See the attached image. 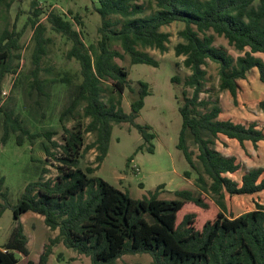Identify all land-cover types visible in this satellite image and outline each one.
I'll return each mask as SVG.
<instances>
[{"label":"trees","instance_id":"1","mask_svg":"<svg viewBox=\"0 0 264 264\" xmlns=\"http://www.w3.org/2000/svg\"><path fill=\"white\" fill-rule=\"evenodd\" d=\"M5 1L0 0V23ZM154 1L158 11L142 18L144 6L139 0H97L96 11L102 20L100 40L90 46L84 41L83 31L75 28L83 26L80 15L67 20L57 12L38 8V0L33 2V18L29 22L35 29L37 42L33 57L35 77L47 53L48 41L44 38L47 28L40 23L45 16L52 31L72 43L68 59L80 65V83L60 121L82 107L84 117L91 121L86 127L82 124L73 130L65 127L64 143L59 144L52 141L55 133H31L19 117L13 119L6 114V124L20 132L19 146L24 145L25 139L33 142L47 137L51 146L59 149L55 154L51 146H45V152L58 163L59 174L55 182L41 178L29 183L14 207L8 201V192L4 191L6 179H0V197L5 201L0 205V217L12 208L15 221L11 238L0 250V264H49L54 247L61 243L90 258L92 264H116L125 255L138 254L149 255L154 264H264V204L257 202L255 210L240 216L229 211L225 204L227 195L254 196L264 192V168L243 173L238 157H225L212 147L216 141H223V137L241 147L246 142L257 146L264 141V130L256 123L223 119L219 106L209 108L210 103L200 98L209 61L219 65L220 88L229 91L235 100L240 92L239 82L246 80L253 69L259 70L264 83V62L255 56L264 54V0ZM115 16L125 19L120 29H115L122 24L120 20H112ZM174 23L185 25L179 33L184 42L176 45L175 53L185 58L184 66L191 71L185 87L193 90L192 96L184 90L180 101L182 129L177 147L195 170L188 140L192 139L197 146V159L204 173L197 178L201 192L179 190L175 192L176 199L161 200L159 194L165 185H160L150 197L136 200L104 179L90 175L100 169L108 155L114 124L136 127L145 142L138 151L147 147L150 153H155L156 134L150 126L136 123L146 98L151 96V86L144 81L138 83V96L131 103V113H126L122 98L130 88V74L116 60H124L127 55L133 65L159 67L153 56L139 48L167 53L170 34L162 28ZM215 35L224 37L239 51L248 50L246 56L235 61L224 49L215 46ZM21 36L14 29L0 37V101L5 77L16 72L14 59H21L14 54L20 49ZM111 42H119L123 53L113 50ZM172 81L181 80L176 76ZM60 82L68 84L71 79L66 76ZM36 86L41 91L38 81ZM108 93H111L109 104L104 101ZM88 133L96 134V140L86 146ZM9 134L6 128L4 143ZM92 149L98 152V166L84 170L80 168L81 160ZM132 161L129 160V165ZM186 175L190 176V172ZM205 176L212 181L210 185ZM209 194L216 200L205 196ZM188 206L206 213L204 221L196 211H185ZM29 212L42 216L52 231H59L56 238H50L38 263L31 259L30 239L22 223L23 216Z\"/></svg>","mask_w":264,"mask_h":264},{"label":"rangeland","instance_id":"2","mask_svg":"<svg viewBox=\"0 0 264 264\" xmlns=\"http://www.w3.org/2000/svg\"><path fill=\"white\" fill-rule=\"evenodd\" d=\"M35 0H6L2 5V21L0 23V37L5 31L14 29L21 32L18 43L19 50L14 54L20 56V60L14 59L15 73L5 77L3 89L11 88L10 95L0 107V179H6L4 191L8 192V201L12 207L17 206L25 192V188L31 182H37L41 178L44 181H57L58 163L55 158L45 152V146H51L47 137H42L31 142L25 139L24 145L19 146L17 137L20 132L13 131L11 125L6 124V114L14 119L19 117L22 125L31 133H55L52 141L63 144L65 127L73 130L79 124L88 126L90 119L84 117L83 107L73 115H69L61 122V114L70 105L73 96L80 83V65L73 59H68V52L72 43L61 34H57L47 23L43 16L40 23L44 24L47 31L44 35L46 55L42 59L41 70L35 77L33 57L36 49L35 29L30 24L33 18V2ZM38 8L47 12L54 11L71 20L75 15H80L83 26H75L78 31H83L84 41L87 46L97 44L100 40L99 29L102 20L97 13L99 6L97 0H38ZM144 6V14L140 17L147 18L158 11L154 0H139ZM113 21L120 20L122 24L115 29H120L125 21L122 17H112ZM185 28L182 23H174L162 28L163 32L170 34L169 51L165 54L155 49H143L153 56L159 67L144 64L131 63L129 56L124 60H116L117 64L129 72L130 88L126 90L122 98V107L126 113H131V103L137 98L138 83L144 81L151 86V96L145 100V106L136 120L137 124L148 125L156 134L153 141L155 153H150L146 147L138 151L145 144L137 128L131 124H114L109 152L101 164L100 169L90 177L102 178L131 198L141 200L150 197L158 186L165 185L159 194L161 200L176 199L175 192L179 190H192L200 193L197 185L198 175L204 174L197 157V146L192 139L188 140V146L193 153L196 169L189 165L183 153L178 149L180 133L182 129V117L179 112L180 101L183 99V91L187 90L192 96L193 90L185 87V81L191 75V71L184 66V57H177L175 47L184 42L179 33ZM209 34H214L210 32ZM217 48L224 49L235 61L246 56V51H239L231 46L227 39L215 35ZM111 48L123 53L119 42H111ZM264 62V54H256ZM207 76L202 100L210 103L209 108L216 105L223 111V117L235 122H256L264 130V83L260 80L257 68L248 74L246 80H241L240 92L235 100L229 91L220 88V67L209 61L205 67ZM70 77L71 82H60L63 77ZM180 78V82H173L174 77ZM37 79V80H36ZM36 81L41 85V91L36 86ZM2 89V90H3ZM111 93L104 95V101L109 104ZM116 100L118 96L113 94ZM9 129V137L3 142L5 129ZM96 140V134L88 133L85 136V145H91ZM216 141L212 147L225 157L237 156L243 165V172L264 168V141L258 146L247 142L241 147L237 142ZM148 146V145H147ZM53 153L59 149L51 146ZM96 149L90 150L81 160L80 168L97 167ZM133 161L129 165V160ZM44 169L48 173H44ZM140 170V171H138ZM190 172V176L186 175ZM210 185L212 181L207 177ZM214 201L213 195H205ZM264 204V192L260 195H240L230 197L227 195L225 204L229 211L240 216L256 209V204ZM5 201L0 197V205ZM212 205L214 203L212 202ZM185 211H196L202 222L206 213L188 206ZM30 243L31 259L39 262L45 246L50 238H56L59 231H52L42 216L29 212L22 218ZM15 227L14 212L7 209L0 217V250L9 241ZM22 260V256L17 254ZM49 264H92L90 258L66 248L62 243L54 247ZM116 264H154L153 259L147 254L125 255Z\"/></svg>","mask_w":264,"mask_h":264},{"label":"built area","instance_id":"3","mask_svg":"<svg viewBox=\"0 0 264 264\" xmlns=\"http://www.w3.org/2000/svg\"><path fill=\"white\" fill-rule=\"evenodd\" d=\"M10 91H11V88H7L5 87L3 90H2V95H1V101H0V107L4 104V102L6 101V99H8L9 95H10ZM140 171V170H138Z\"/></svg>","mask_w":264,"mask_h":264},{"label":"crops","instance_id":"4","mask_svg":"<svg viewBox=\"0 0 264 264\" xmlns=\"http://www.w3.org/2000/svg\"><path fill=\"white\" fill-rule=\"evenodd\" d=\"M222 118H223V119H228V118H224L223 115H222ZM230 120H232V119H230ZM232 121H233V120H232ZM234 122H235V121H234ZM241 122H243V123H256V122H247V121H241ZM236 123H240V122H236ZM256 124H257V123H256ZM257 125L259 126V124H257ZM259 128L262 129L260 126H259ZM224 138H225V137H223V139H224ZM225 139H227V138H225ZM223 141H225V140H223ZM227 141H229V140L227 139ZM232 142H235V141H232ZM261 142H262V141H261ZM246 143H247V142H246ZM246 143H245V144H246ZM259 143H260V142H259ZM259 143H258V144H259ZM252 144H253V143H252ZM257 146H258V145H257ZM232 157H233V156H232ZM236 157H237V156H236ZM238 159H239V158H238ZM239 161H240V160H239ZM240 162H241V161H240ZM241 163H242V162H241ZM243 173H244V172H243ZM262 193H263V192H262ZM260 194H261V193H259V195H260Z\"/></svg>","mask_w":264,"mask_h":264}]
</instances>
